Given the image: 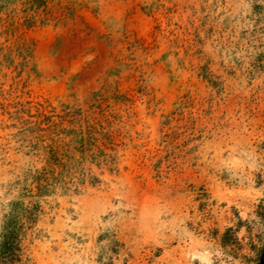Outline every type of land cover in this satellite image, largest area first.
<instances>
[{
	"label": "rangeland",
	"instance_id": "obj_1",
	"mask_svg": "<svg viewBox=\"0 0 264 264\" xmlns=\"http://www.w3.org/2000/svg\"><path fill=\"white\" fill-rule=\"evenodd\" d=\"M71 1L77 16L57 26L0 25V222L41 166L30 152L40 113L111 121L120 171L92 166L101 184L49 198L23 264H262L253 0ZM24 42L34 66H21Z\"/></svg>",
	"mask_w": 264,
	"mask_h": 264
},
{
	"label": "trees",
	"instance_id": "obj_2",
	"mask_svg": "<svg viewBox=\"0 0 264 264\" xmlns=\"http://www.w3.org/2000/svg\"><path fill=\"white\" fill-rule=\"evenodd\" d=\"M77 13L78 9L71 0H0V25L5 29L3 34H15L21 27L31 29L38 25L57 26L74 19ZM253 15L255 32L264 34V0H253ZM16 51L21 59V66H34L32 44H19ZM254 63L256 70L264 71V44ZM32 71H36L35 67H32ZM115 92L112 99L122 102L121 99L125 96L119 94L118 90ZM80 115V112L70 108H66L62 115L55 112L53 115L39 114L40 120L32 128L36 136L30 152L39 159L41 166L28 170L24 178L18 181L20 193L9 203L2 216L0 264H23V242L46 214L44 204L58 191L79 193L88 181L93 186L101 184L102 180L92 172V166L107 168L116 173L120 171L119 144L111 130V121H82V118H76ZM256 215L259 219L260 231L257 237L263 262V202ZM233 232L234 229L230 228L223 235L222 247L225 250L233 245L232 242H227ZM111 246L113 253L119 254L123 244L115 240ZM102 264L115 263L110 259Z\"/></svg>",
	"mask_w": 264,
	"mask_h": 264
},
{
	"label": "water",
	"instance_id": "obj_3",
	"mask_svg": "<svg viewBox=\"0 0 264 264\" xmlns=\"http://www.w3.org/2000/svg\"><path fill=\"white\" fill-rule=\"evenodd\" d=\"M262 264H264V259H263V263Z\"/></svg>",
	"mask_w": 264,
	"mask_h": 264
}]
</instances>
